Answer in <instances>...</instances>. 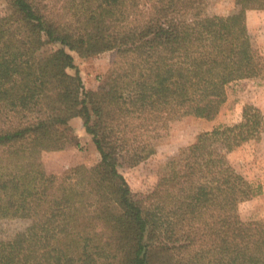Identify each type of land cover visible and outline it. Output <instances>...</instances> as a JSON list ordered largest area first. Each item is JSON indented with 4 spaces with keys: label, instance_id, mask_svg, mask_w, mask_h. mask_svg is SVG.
Wrapping results in <instances>:
<instances>
[{
    "label": "trees",
    "instance_id": "1",
    "mask_svg": "<svg viewBox=\"0 0 264 264\" xmlns=\"http://www.w3.org/2000/svg\"><path fill=\"white\" fill-rule=\"evenodd\" d=\"M0 15V218L31 219L0 240V264H264V218L238 206L261 193L215 154L254 138L262 111L205 131L160 168L135 197L121 161L136 166L185 116L214 119L230 84L264 74L248 10L226 20L199 0H6ZM57 45L48 51L31 39ZM115 51L107 86L87 89L73 53ZM74 70V72H72ZM83 120L100 153L61 174L43 153L62 149Z\"/></svg>",
    "mask_w": 264,
    "mask_h": 264
},
{
    "label": "rangeland",
    "instance_id": "2",
    "mask_svg": "<svg viewBox=\"0 0 264 264\" xmlns=\"http://www.w3.org/2000/svg\"><path fill=\"white\" fill-rule=\"evenodd\" d=\"M199 9L205 15H217L229 20L240 11L238 0H199ZM7 12L6 0H0V15ZM247 27L253 50L264 56V10H248ZM35 45L43 41L31 39ZM48 51L57 45L43 44ZM87 89L99 90L107 86L108 70L115 59V51H107L91 57H80L73 53ZM74 72V70H72ZM228 97L219 114L214 119L185 116L173 121L169 129L154 141L155 153L136 166L121 161L119 170L125 175L135 197L142 198L155 187L161 166L176 157L179 150L194 142L198 134L210 131L220 125L233 126L241 121L246 105L259 108L264 115V74L234 82L228 87ZM67 139L57 151L43 153V161L48 173L61 174L68 168L84 164L94 166L100 160L92 135L88 134L80 117L71 119L65 127ZM215 154L223 158L225 164L241 173L249 181L261 186V193L242 201L239 206L241 219L245 221L264 218V123L258 134L235 147L231 151L218 146ZM31 219L24 217L0 218V240H10L28 229Z\"/></svg>",
    "mask_w": 264,
    "mask_h": 264
}]
</instances>
